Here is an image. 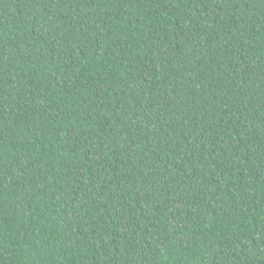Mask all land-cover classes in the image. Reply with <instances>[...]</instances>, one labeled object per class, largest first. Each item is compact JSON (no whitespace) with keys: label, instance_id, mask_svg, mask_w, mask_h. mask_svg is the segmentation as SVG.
I'll return each instance as SVG.
<instances>
[{"label":"trees","instance_id":"obj_1","mask_svg":"<svg viewBox=\"0 0 264 264\" xmlns=\"http://www.w3.org/2000/svg\"><path fill=\"white\" fill-rule=\"evenodd\" d=\"M0 264H264V0H0Z\"/></svg>","mask_w":264,"mask_h":264}]
</instances>
